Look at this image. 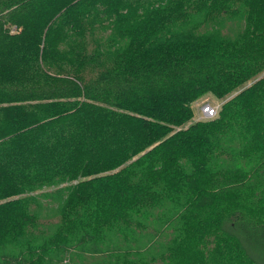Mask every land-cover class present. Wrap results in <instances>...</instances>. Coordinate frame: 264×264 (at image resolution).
Returning a JSON list of instances; mask_svg holds the SVG:
<instances>
[{
  "label": "trees",
  "instance_id": "16d2710c",
  "mask_svg": "<svg viewBox=\"0 0 264 264\" xmlns=\"http://www.w3.org/2000/svg\"><path fill=\"white\" fill-rule=\"evenodd\" d=\"M95 259L264 264V0H0V264Z\"/></svg>",
  "mask_w": 264,
  "mask_h": 264
},
{
  "label": "rangeland",
  "instance_id": "374dc122",
  "mask_svg": "<svg viewBox=\"0 0 264 264\" xmlns=\"http://www.w3.org/2000/svg\"><path fill=\"white\" fill-rule=\"evenodd\" d=\"M202 101V104L203 103H205V102H209L211 105H214V106H216V105H221V103L222 102H220V101H218V99L216 98V97H214L212 94H204L201 98H200V101H198L197 103H195V104H199V102H201ZM195 115V117L194 118H200V115H201V108H196V110H195V113H194ZM51 199V198H50ZM52 201H54L53 199H51ZM254 209V208H253ZM43 214H46L44 211L42 212ZM195 223L194 224H192V226H194V227H196L198 224H197V221H194ZM161 248L162 249H164L165 248V245L164 244H162V246H161ZM93 263L94 264H105L104 263V261H103V259H95V260H93ZM107 264H108V262H107Z\"/></svg>",
  "mask_w": 264,
  "mask_h": 264
},
{
  "label": "built area",
  "instance_id": "2783aa9c",
  "mask_svg": "<svg viewBox=\"0 0 264 264\" xmlns=\"http://www.w3.org/2000/svg\"><path fill=\"white\" fill-rule=\"evenodd\" d=\"M10 32H13V28L10 29ZM219 105H211L209 102H205L203 105L200 106L201 108V119H209L216 116L218 111Z\"/></svg>",
  "mask_w": 264,
  "mask_h": 264
}]
</instances>
